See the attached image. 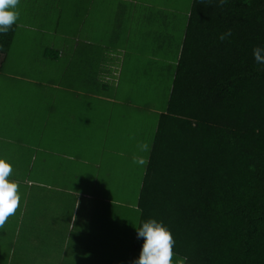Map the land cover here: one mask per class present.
<instances>
[{"label":"rangeland","instance_id":"rangeland-1","mask_svg":"<svg viewBox=\"0 0 264 264\" xmlns=\"http://www.w3.org/2000/svg\"><path fill=\"white\" fill-rule=\"evenodd\" d=\"M83 1L92 0H20L16 40L8 59H0V79H19L30 85L34 96L30 105L32 119L25 126L21 120L20 127L31 135L24 137L22 143H28L42 162L31 173L36 175L31 182H48L52 188L42 190L38 209V204L32 208L28 205L25 190L19 191L20 211L28 210L35 221V230L27 241L21 242L15 255L26 262L19 264H32L38 261L35 258L42 262L47 256L42 232L36 229L37 221L42 217L51 223L59 211L72 217L74 226L62 229V234L71 237L67 248L59 243L51 254L66 264H132L140 257L144 244L136 239L141 189L133 185L126 190L123 184L125 190H119L121 186L116 183L110 189L105 182L101 185L93 180L96 161L92 147L96 134L102 138V129L114 128L127 131L124 142L136 147L147 142L152 148L158 112L167 109L176 46L171 48L164 43L158 48L152 36H145L142 30L154 27L161 34L171 33L174 43L182 41L193 0H121V6L111 5L117 12L109 11L100 17L88 15L99 17L98 22L85 17V7H77ZM101 6L99 3L94 9L102 11ZM130 18L139 19L136 25L146 51L144 65L149 67L153 48L157 54L164 51L169 57L164 62L151 58L157 70L164 68L162 75L158 72L157 86L150 79H142L140 84L132 79L125 82L126 68L116 54L120 55L119 50L124 48L123 32ZM48 50L61 56L47 57ZM107 98H113L116 104H109ZM118 138L121 135L111 139L110 145L117 144ZM44 160L51 167H43ZM96 172L101 174L100 169ZM24 173L22 169V180L28 176ZM25 185L22 181L20 188ZM102 186L107 192L104 198L100 194ZM55 251L57 256L53 255ZM180 258L174 254L173 264Z\"/></svg>","mask_w":264,"mask_h":264},{"label":"trees","instance_id":"trees-1","mask_svg":"<svg viewBox=\"0 0 264 264\" xmlns=\"http://www.w3.org/2000/svg\"><path fill=\"white\" fill-rule=\"evenodd\" d=\"M16 29L0 34L1 53ZM257 46L264 48V0H193L138 226L162 222L185 264H264V66L254 60Z\"/></svg>","mask_w":264,"mask_h":264},{"label":"crops","instance_id":"crops-1","mask_svg":"<svg viewBox=\"0 0 264 264\" xmlns=\"http://www.w3.org/2000/svg\"><path fill=\"white\" fill-rule=\"evenodd\" d=\"M100 1L101 2L92 0L90 2L86 1L85 3L83 1L79 3L77 7H85V17H87L88 15L99 16L101 14H107L109 11L117 12V8L114 9V7H111L113 3L119 4L121 6V0H118L117 2L111 0ZM99 3L102 4V11L99 9H94V7H98ZM88 17H91L95 19L93 21L98 22L100 16ZM138 22V18H130L128 20V25L123 32L124 48L119 50V52H121L120 55H116L121 58L120 63H123L124 68H126L127 74L125 76V82L132 79L135 81V83L140 84L142 79H150L154 82L155 86H157L158 72L160 75H162L164 68L161 71L157 70L155 66H152L151 58L153 57V60L155 62H164V59H169V57L164 53V51L157 54L153 48L149 53V67L147 68L144 65L143 62L146 51L142 48V45L139 41L141 33L139 32V28L136 25ZM187 25L188 23L186 22L185 32L182 36L183 40L180 41L178 39L176 43H174L173 35L171 33L170 35L161 34V30L160 32L155 31L154 27L144 28L142 30L145 36H152L151 39L153 43L158 46V48H161L164 43L166 45H169L171 48L176 46L175 58L172 60V64L174 65L171 74L172 82L171 84H169V87H171L170 95L177 71V66L181 57ZM15 40L16 32L8 53L3 54L0 52V59L2 61H6L8 59L9 52L11 51ZM76 51L78 52V49H76ZM46 56L57 59L58 56H61V53L54 50H48ZM155 56L157 58H155ZM1 66L2 68L0 67V76H2L3 71V65L1 64ZM115 68L116 67H113V69ZM148 72L149 74H147ZM13 80L0 79V117H2L0 120V159L5 160L7 163L12 165L13 172L10 177H8L9 181L18 182L19 191L20 189L26 191L28 205L32 208L34 206L36 207L38 204L39 206L36 207L38 209L41 205V192H44L42 190L46 191L52 188L48 182H40L38 184H36L35 182H31V180L35 181L34 177L36 176L32 175L31 173H33L34 168L42 162L39 163L37 155L35 154V152H32L30 150L31 148L28 147V143H22L25 141L24 137H27L31 134L29 131H24L23 128L20 127V121H24L22 122L24 125V123L27 124V121H29V119H32L30 118V105L31 101L34 100V96L33 93L30 92L29 83H25L19 79L14 81ZM114 81L117 83L118 79H115ZM107 100L111 105L116 104V100L114 101L113 98H107ZM43 111L44 107L42 108V112ZM165 111L166 110H163V112L159 111L158 114L161 116L163 113H165ZM158 125L156 128V132L158 129ZM96 132L97 131H95V134ZM102 133L104 134V137L102 138H100L101 135L96 134L97 138H95L94 145L92 147V157L96 161L93 180L101 185H103V183L105 182L104 184H106L107 187H110V189H112L111 185L115 183L121 186L119 187V190H125L122 188L123 184L126 185V190H130L133 185H135V189H142L148 163L146 166L133 164L132 157L134 155H142L149 162L153 146L150 152L141 153L136 146L132 145L131 143L124 142V140H126L125 137L127 136L126 130L122 131V129L117 130L114 128H108L102 129ZM116 135H118V137L119 135H121V138H118L117 144L113 143L112 145H110L109 141L111 139L115 140ZM43 167H51V165L48 163V161L44 160ZM22 169H24L25 171L24 175H28L27 177L25 176L23 180L21 179ZM96 169H100V175H97ZM21 180L26 184L25 188H20V183L22 182ZM106 193L107 192H105V188L102 186L100 188V194L102 198H104V195ZM97 195L99 194L95 193L94 197L98 198ZM31 215H29V211L26 209L21 211L20 209H18L16 214L8 219L4 228L0 229V264L26 263L25 261H20L18 260V258H15V255L17 252H19L21 242L27 241L30 233H33V229L35 230V221ZM62 215L64 214L60 213L59 211L55 218L52 219L51 223L46 222V220L42 217L38 218V225L36 229H38L39 232H42L41 241H45V248H43V250L44 254L47 256L42 259V262L39 261L40 259L35 258L34 260L38 261H33L32 264H66L65 260L54 259L51 254L53 249L59 243H62L64 245L63 248L65 246L67 248V242L71 238H67L64 233L62 234V229L66 226H70L69 224H71L72 222V217L68 218V216L66 217L65 215V217H62ZM44 233H47L46 236H44ZM136 239L139 240L137 238V232ZM27 247H29V244L27 245ZM55 253L56 251L53 253V255H55ZM48 254L51 255L48 256ZM51 258H53L54 260H52Z\"/></svg>","mask_w":264,"mask_h":264},{"label":"clouds","instance_id":"clouds-1","mask_svg":"<svg viewBox=\"0 0 264 264\" xmlns=\"http://www.w3.org/2000/svg\"><path fill=\"white\" fill-rule=\"evenodd\" d=\"M204 0H201L203 3ZM227 0H220L223 6ZM20 0H0V34H7L19 19L18 7ZM232 35L231 29L219 36L221 41ZM253 57L257 64L264 66V48L259 46L253 49ZM139 152H150L151 148L147 142L138 143ZM133 164L146 166L148 161L142 155L132 157ZM13 172L12 165L0 159V229L4 228L8 219L15 215L20 207L21 197L19 195L18 182L9 181L8 177ZM79 207V202H78ZM77 207V208H78ZM76 217L73 218L75 222ZM70 227L74 226L69 224ZM137 238H143L144 244L140 257L132 264H173L175 240L170 230L155 219L144 222L137 229ZM187 257L180 258L176 264H185Z\"/></svg>","mask_w":264,"mask_h":264}]
</instances>
